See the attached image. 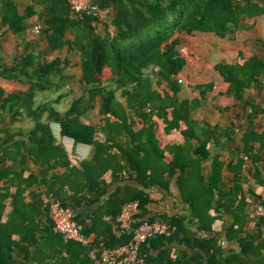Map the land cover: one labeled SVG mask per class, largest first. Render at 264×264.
I'll return each instance as SVG.
<instances>
[{
  "label": "trees",
  "instance_id": "obj_1",
  "mask_svg": "<svg viewBox=\"0 0 264 264\" xmlns=\"http://www.w3.org/2000/svg\"><path fill=\"white\" fill-rule=\"evenodd\" d=\"M94 1L112 9L111 16L79 18L72 14L68 0H32L27 6L0 0V71L7 72L0 80L18 87L11 93L0 87V257L11 254L22 241L33 245L37 240L36 231L28 230L17 240L14 225H30L31 218L46 217L55 227L50 218L54 201L76 211L99 205L100 199L89 200L85 192L101 198L113 178L137 185L120 188L87 220L77 215L81 231L88 237L97 235V244L115 248L132 240V234L117 229V219L127 204L139 201L140 224L163 221L178 229L173 237H157L142 247L148 264H264V218L255 231L245 230L253 210L248 200L264 202V197L258 189H246L243 180L246 155L252 157L250 151H256L252 145H258V161L264 154V132L253 130L264 127L260 123L264 120L260 103L264 40L255 41L250 56L242 51L234 63L225 61L215 67L228 85L219 97L243 105L235 116L242 133L238 153H244L237 163L225 162L213 152L215 144L229 149L237 145L232 136L236 125L224 130L196 119L208 103L220 112L232 109L211 98L214 82L195 85L199 98H182L185 84L180 76L188 60L179 51L183 34L235 41L245 22L264 17V0ZM37 24L42 26L40 38L46 50L29 40ZM4 29L22 41L12 63L6 57ZM65 50V61L47 59ZM72 56L81 60L83 93L62 110L72 92ZM194 68L200 77L204 69ZM41 97L47 100L39 102ZM95 115L98 124L90 122ZM53 124L60 125L62 136L75 144L92 146V160L72 167ZM162 126L166 135L178 132L183 139L167 143L160 135ZM210 161L208 175L204 164ZM59 168L65 173H56ZM226 171L234 175L229 183ZM81 173H86L87 182L71 185L70 179ZM174 183L190 215L150 218L151 190L160 187L170 192ZM66 186L69 193L64 191ZM226 215L234 218L228 227ZM218 221L224 228L216 231ZM235 243L239 250L230 247ZM250 256L262 260L256 263Z\"/></svg>",
  "mask_w": 264,
  "mask_h": 264
},
{
  "label": "crops",
  "instance_id": "obj_2",
  "mask_svg": "<svg viewBox=\"0 0 264 264\" xmlns=\"http://www.w3.org/2000/svg\"><path fill=\"white\" fill-rule=\"evenodd\" d=\"M24 5H31L32 0H16ZM1 22V19H0ZM38 21H36L37 23ZM40 25V24H37ZM250 27V28H249ZM7 32L8 33V39L16 38L14 33L12 31H7V29H4L1 31V34ZM34 33V30H32ZM196 35V34H195ZM199 35H210V34H199ZM251 35H256L254 37V41H252V44L254 45L255 41L257 39L264 40V17L259 18L257 21H248L245 22L243 25L242 30L239 31L238 37L235 41H239L240 37L243 36L249 40L251 38ZM213 36V35H212ZM179 37V36H178ZM186 37V34H183L180 36L181 40L183 41V38ZM215 37V36H214ZM251 43V40H250ZM183 44V43H182ZM249 44V42H248ZM247 44V45H248ZM246 45V46H247ZM185 49L184 46L181 45L179 51L183 55V50ZM242 51V50H241ZM185 57V56H184ZM186 58V57H185ZM223 62V61H222ZM194 65H198L202 67L204 70H206V67L203 65H200L199 63L192 64V67L194 68ZM188 67L189 62H188ZM187 67V68H188ZM186 68V70H187ZM192 69V68H191ZM195 69V68H194ZM185 70V72H186ZM196 70V69H195ZM203 70V71H204ZM185 72L181 75L183 76ZM203 74V72H202ZM221 78V77H220ZM224 82V81H223ZM212 83V82H210ZM197 84H209V83H197ZM196 84V85H197ZM227 85L226 83H224ZM0 87L4 88L8 93H11L13 91H9V88L12 87L13 90H17L12 83L1 80L0 81ZM8 88V89H7ZM228 89V85H227ZM226 89V91H227ZM224 91L223 93H226ZM183 93V92H182ZM181 93V96H183ZM253 94H255V91H252ZM218 98V104L219 106L223 108H230L232 109V112L230 113H224L220 112L216 109H214L212 103H208L205 107L201 108V110L196 114V119L203 122L206 121L214 126H219L221 129H228L229 127H232L233 125H236L234 129L232 130V136L234 139L238 141L237 145H231V149L228 148V146L224 145H214V154H221L223 156V159L225 162L234 161V163H237L240 159H243V154L239 155L238 151V145H240L241 139H242V133L240 132V122H238L235 119V116L239 115L241 113L243 105L240 103H236V101L227 98L226 96H213L211 95V98ZM196 98H199L196 97ZM194 98V99H196ZM185 99V98H184ZM193 100V99H190ZM260 103L264 104V100H260ZM234 107H238V111H234ZM264 126V120L260 122ZM55 125L53 124V132L54 135L60 145H62L70 158L72 167H76L77 165L91 161L93 158V147L89 145L84 144H75V142L70 138H65L61 134V127L55 128ZM263 130H258V128H253V130L258 131L259 134L264 132ZM252 131V130H251ZM201 133V130H199ZM160 135L163 136L167 143H173L176 141H181L183 137L180 133L174 132L171 136L166 135L164 126L161 127ZM196 142V141H195ZM255 146L256 151L252 152L250 151L252 157H249L246 155V163L243 173V180L246 189L252 188V189H258L259 193L264 197V186L260 187L259 185L262 183L264 185V154H262L261 157L262 161H258L257 154L259 151L257 150L258 145H252ZM249 148V145L246 146ZM251 147V146H250ZM248 150V149H247ZM249 153V150L247 151V154ZM33 169L36 171H39L37 168L32 166ZM206 174H210L211 172V161L204 164ZM260 169L261 172H256V169ZM56 173H65V170L63 168H59ZM86 173H81L78 177H72L70 179V184L73 186H76L77 184L80 185L81 183H86L87 179L85 177ZM135 177V176H134ZM234 175L230 171H226V181L229 183L232 181ZM104 179H100V183H102ZM126 185H137L136 182L133 181H120V180H114L113 178L109 179V185L106 188V194L102 196L101 198L90 192H85L86 198L89 200H95L100 199V203L104 204L106 203L110 197L117 193L120 188L125 187ZM80 188V187H79ZM65 193H69L70 188L69 186H66L64 189ZM152 199L154 201L153 204L150 205V218H158L161 216H189L190 211L187 210V206L183 204L182 199L180 197V192L178 187L175 185V183L171 187V191L167 192L163 190L160 187H154L152 190ZM99 205L96 206H85L80 211H77V215H81L83 219L87 220L89 217H92L96 211V209L99 207ZM9 214V213H5ZM24 214H32L29 211H24ZM226 219V225L227 227L231 225L234 218L230 215L225 216ZM29 221L33 224H25V223H18L17 225H14L17 230V236L16 239L20 240L22 237L21 232H24L25 230H28L30 232L36 231V237L37 240L32 245L30 243H20L18 246L14 248L11 254L0 257V264H90L91 260L89 257V250L82 246L81 244H78L76 242H67L64 238V236L58 232L55 227H53L49 220L46 217H38V218H31ZM251 219L249 223L246 225L245 230L248 232H252L256 230V227L251 226ZM224 228V224L221 221H218L214 225V230L219 231ZM19 233V234H18ZM91 240L96 242L98 240L97 235H92ZM232 249L239 250L240 246L235 243L230 245ZM256 263H260L262 258H257L255 256H250Z\"/></svg>",
  "mask_w": 264,
  "mask_h": 264
},
{
  "label": "built area",
  "instance_id": "obj_3",
  "mask_svg": "<svg viewBox=\"0 0 264 264\" xmlns=\"http://www.w3.org/2000/svg\"><path fill=\"white\" fill-rule=\"evenodd\" d=\"M74 16L84 18L93 16L99 19L109 18L112 9H103L94 0H68ZM237 2L243 0H235ZM42 26L34 28V34L39 35ZM253 205L250 214L251 226L255 227L260 218H264V202L248 200ZM141 214L140 202L127 204L117 219V229L123 233L132 234V240L115 248L107 247L104 243L97 244L86 236L80 229L77 221V211L64 206L60 201L51 205L50 218L56 229L64 236L67 242H76L89 250L90 264H148L141 254L142 247L157 237L171 238L177 233V227L163 221L139 223Z\"/></svg>",
  "mask_w": 264,
  "mask_h": 264
},
{
  "label": "rangeland",
  "instance_id": "obj_4",
  "mask_svg": "<svg viewBox=\"0 0 264 264\" xmlns=\"http://www.w3.org/2000/svg\"><path fill=\"white\" fill-rule=\"evenodd\" d=\"M40 35H36L32 32H29V40L36 41L44 50L47 49V44L44 40H41ZM256 35H251L249 40L241 36L239 41H228L220 40L212 35H186L183 38L182 46L185 47L183 50V56L189 62V66L183 76H180V79L184 81L185 88L182 93V98L185 99H194L199 96L198 92L194 91V87L197 83H210L214 82L216 84L215 91L213 96H217L220 93H223L227 89V85L224 84L223 80L220 78L219 73L216 71L215 67L219 63L229 62L234 63L240 52L245 51L248 56L252 54L251 49L253 48L252 41ZM251 40V43H250ZM22 41L19 38L8 39L5 45L6 57L10 63H12L19 53L18 45ZM249 42V44H248ZM248 44V45H247ZM247 45V46H246ZM181 47V46H180ZM179 47V49H180ZM20 48V46H19ZM242 50V51H241ZM56 57L61 58L63 61L68 57L67 50L63 52H57L51 54L47 57L49 61L54 60ZM72 66L70 72L74 76V80L70 85L72 92L69 93V96L64 100V103L61 104V109L64 110L69 102L74 98L79 97L83 93V83H82V68L81 60L77 56H72ZM199 63L206 67V70L203 71L200 77H197L196 70L192 67V64ZM192 68V69H191ZM189 75V79L187 77ZM1 81V80H0ZM15 86V85H14ZM18 88L17 86H15ZM8 89V88H7ZM9 91H14L12 87L9 88ZM50 98V97H49ZM47 100L46 97H41L39 102ZM91 123L98 124L99 118L98 115L93 116L90 121ZM58 128V125H55V128Z\"/></svg>",
  "mask_w": 264,
  "mask_h": 264
},
{
  "label": "water",
  "instance_id": "obj_5",
  "mask_svg": "<svg viewBox=\"0 0 264 264\" xmlns=\"http://www.w3.org/2000/svg\"><path fill=\"white\" fill-rule=\"evenodd\" d=\"M169 48V47H168ZM7 72L5 71H0V75H5Z\"/></svg>",
  "mask_w": 264,
  "mask_h": 264
}]
</instances>
